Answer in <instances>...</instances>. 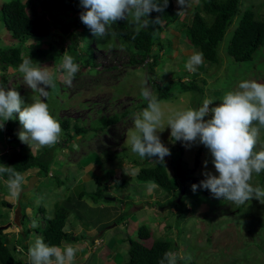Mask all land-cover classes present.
I'll return each instance as SVG.
<instances>
[{
    "label": "rangeland",
    "instance_id": "rangeland-1",
    "mask_svg": "<svg viewBox=\"0 0 264 264\" xmlns=\"http://www.w3.org/2000/svg\"><path fill=\"white\" fill-rule=\"evenodd\" d=\"M9 1L11 0H0V4ZM38 1L40 0H34L32 5L35 6V11L40 13ZM195 3L196 0L195 2L190 0V6L177 20L189 23V13H192ZM247 8L254 11L257 18H261L264 15V0L239 1L238 12L218 45V65L203 61L195 72L185 69V63L188 60L186 54L189 51L178 46L179 35L171 26L164 28L160 33L161 39L169 37L171 46L170 50L164 52L157 61V65L153 68L154 73H147L141 67L127 65L128 55L113 37L97 38L88 28L86 29L84 40L80 41L83 45L79 46L81 49L89 46L90 54L87 56L89 55L94 61L95 67L91 70L79 66L80 70L75 74L71 86L66 85L63 78L59 79V91L54 96L57 101L56 117L59 120H70L71 127L68 131L73 133V125L84 128V130L91 129L101 121L102 117L121 115L124 111L130 112L103 133L86 132L76 135L62 144L59 142L58 148L53 150L55 155L49 167L48 177H37L38 181L32 189L22 193L20 197V208L25 207L23 212L27 218L22 221V227L30 228V233L26 236L22 231L17 232L11 227L4 230V233L8 232V235L1 234L0 236L6 244L16 242L15 244L22 248L23 254L20 260L30 263L27 256L28 247L36 236L41 237L43 219L44 221L51 219L57 207H65V198L73 195V199L77 201L75 194L81 188L88 195L99 189L103 198L97 200V205H94L96 201H91V195L90 197L84 195L79 201L84 203V207L73 206L68 211L64 229L76 235V244H83L80 240L84 239L86 229H92L90 235L99 239V243L92 245V248L80 249L76 253L78 255L77 264H121L125 262L127 243L124 239L129 237L135 240L137 228L142 225L148 228L150 234L149 239L143 244L147 246L154 239L172 240L176 244L174 246L176 253L182 257L178 258L180 264L189 262L195 264H264V203L256 199L243 205H236L230 201L209 200L204 198L200 192H193L187 184H184L185 190L179 198V192L168 195L159 187L148 192L145 187L146 182H140L134 178L139 163L146 158H140L125 143L126 134L133 126L134 114L143 110L132 112L140 101H145L140 94L144 81H147L149 86L151 84L160 85L163 81L174 80L175 73L184 75V78L187 75L186 80L188 78L196 81L199 86H201L199 80L204 81L201 93L174 91L170 98L160 100L166 115L189 107L198 108L205 98L213 100L210 107L218 106L222 96L227 91L234 90L243 80L264 83V70L261 71V67L264 66V49L258 50L253 60L246 63H232L226 55V47L233 29L241 13ZM78 9L79 13L85 11L81 6ZM75 15L64 13L62 22H66L69 17ZM44 20L49 28V36L40 40L39 45L44 47L46 42L51 43L54 48L60 44L63 47L68 45L61 29L54 26L47 17H44ZM82 30L83 28H78L77 32ZM13 43L3 29L0 19V50ZM26 46L38 48L35 41L27 42ZM40 65L53 67L47 63ZM56 74L54 70V78ZM184 78L183 82L186 81ZM0 86L5 89L15 88L23 96L25 104H30L34 99L39 98L38 94L27 88L22 74L10 68L0 72ZM50 95L49 91L46 99L48 106L52 105ZM18 132L15 129L13 134L18 137ZM158 135L161 142L171 152V155L165 157L164 163L169 175L172 173L170 165L172 152L176 154V158L183 161L192 176H204L205 171L216 174L208 149L202 144L196 142L185 146L182 141H174L170 136V128L167 127ZM5 142L6 137L0 134V148L5 146L8 154L17 150L15 146ZM261 144H264V139L260 132L256 151L260 150ZM36 148L33 146V149ZM197 152L198 159L195 165L194 158ZM206 160L208 161L207 168L204 167ZM132 161H137L138 165ZM146 164L152 166L153 162ZM31 171L25 174V184L22 185V189L26 186ZM52 176H55L61 185L55 186V180L50 178ZM94 178L97 182L106 181L100 186L94 182ZM118 178L126 182V186L122 189L114 187ZM4 183L5 181L2 183L0 181V201L6 200L7 202L4 206L0 205L1 220L3 225L9 223L13 226L14 211L8 212L6 207L17 198L2 197L3 193L8 194ZM260 187L264 188V177ZM75 189L79 190L76 192ZM106 197L114 198V201H105ZM237 207H240L239 211L236 210ZM33 221L38 226L33 227Z\"/></svg>",
    "mask_w": 264,
    "mask_h": 264
},
{
    "label": "trees",
    "instance_id": "trees-1",
    "mask_svg": "<svg viewBox=\"0 0 264 264\" xmlns=\"http://www.w3.org/2000/svg\"><path fill=\"white\" fill-rule=\"evenodd\" d=\"M33 1L34 0H24L21 2L20 0H11L0 5L1 24L5 32L8 33L11 38L12 43L14 42L11 46L0 50V72L8 68L16 71L22 60L29 56L33 62L39 64L47 63L53 67H57L61 61V56L65 52L72 56L74 63L78 64L80 67L87 66L94 69V61L91 60L89 55L87 56V54H90L89 46L83 49L79 46L83 45L80 41L84 40L86 31L88 30L80 21V13L76 17H69L66 22H62L64 13L75 15L79 12L80 0H40L38 1L40 13L35 11V6L32 5ZM239 1L240 0H196V5L191 13L190 22L185 23L184 21L177 20V12L181 10L178 7L177 0H168V7L163 13L153 12L149 17V19L154 20L157 16H162L166 20L163 24L150 23L149 27L136 32L127 20H121L112 25L113 35H111V37L115 39L119 47L128 55L127 65L136 67L142 66L141 68H144L147 73H154L153 68L157 65V61L162 56L163 53L161 52H168L170 50L169 47L171 46V42L169 37L160 38V33L164 28L170 25L179 35L178 46L185 49L196 48L199 52L203 53V60L205 62L211 65H218V45L238 12ZM44 17L50 19L54 26L61 29L62 35H65L69 43L68 45L63 47L62 44H60L57 48H54L53 45L48 42H46L44 47L39 45L38 42L40 40L46 39L49 36V28ZM78 28H83V30L77 32ZM31 41H35L38 48L27 47L26 43ZM260 49H264V15L261 18H257L254 11L247 8L241 13L233 29L226 47V55L232 63H246L249 61L251 62L255 53ZM144 60L149 61L143 64ZM111 68L112 67H110V69ZM263 68L264 66L261 67V71L264 70ZM56 73L55 87L49 90L51 92L50 99L52 103V105H49V111L61 124L62 134L59 141L60 144L70 140L76 135L85 134L86 132L94 134L97 132L103 133L108 127L130 112L124 111L121 115H112L107 118L102 117L101 121L97 122L95 127L91 129L88 128L84 130V128L73 125V133H69L68 130L71 127L70 120H59L55 115L57 101L54 96L59 91V79L62 78V74L59 71H56ZM183 78L184 75L175 73L174 80L163 81L160 85L151 84L150 87L159 100L170 98L174 91L180 93L202 92L204 85L203 80H199L201 83V86H199L196 81L191 79H187L183 82ZM45 102L47 103V101ZM145 107H147V101H140L132 112L144 109ZM1 123H3V121H1ZM15 129L18 131L21 130L18 118L5 122L4 128L0 129L2 137L4 136L7 138L5 143L11 144L17 148L16 151H12L10 154L2 153L0 155V165L13 167L15 171L23 173L24 176L28 171L33 170L31 172L36 177H48L49 167L53 163L55 155L53 150L58 148L60 145L59 142L50 147L33 149V147L30 148L27 144L20 142L18 137L13 134ZM260 132L264 139V129H261ZM2 149L3 148H0V153L3 151ZM175 156L176 154L172 152V160L170 161L171 175H169L164 164L153 162L152 166H148L146 163L152 161L145 159L139 163V169L134 177L135 180L140 182L155 181L159 188L168 193V195L174 192L178 194L180 188H183L184 192V184H187V187L192 190V185H199L205 177L192 176L190 171L186 169V165L183 161ZM153 159L155 160V158ZM197 159L198 152L194 158L195 165ZM132 162L138 165L137 161ZM105 172H107V170H105ZM263 177L264 172H261L259 175L253 174L250 183L252 184L254 181L252 185L254 187H260ZM7 178V174L0 175V181H6ZM50 178L55 180V186L61 185V182L55 176ZM94 182L100 186L103 183L97 182L96 178H94ZM125 183L124 180L118 178L114 183V187L122 189L126 186ZM76 187L78 188L77 185ZM78 190L79 189H75L76 192ZM196 191L200 192L204 198L209 200L227 201L215 199L208 190L199 187ZM84 195H87V197L91 195V201H96L94 205H97V200L103 198L99 189L88 195L87 192H84L81 188L76 196L77 201L73 199V195L65 198V207H57L51 219L43 221L40 236L44 239L45 243L50 246H59L62 242L70 241L72 235L68 234L64 229L65 222L68 218V211H70V208L73 206L84 207V203L79 202ZM5 203L6 201H0V205L2 206H4ZM21 209L20 219L18 220L19 228H17V230L22 231L24 235L27 236L28 233H30V228L22 227V221L27 218L23 212L25 209L22 207ZM236 210L239 211L240 207H237ZM1 217L2 215L0 214V236L1 234L5 236L8 235V232L4 233V230L9 229L10 226L3 225ZM3 226H5V229ZM136 234L137 237L135 240L129 237L124 239L127 243V258L125 262L121 264H160V260L163 258L165 252H176L174 248L175 243L167 239H154L150 242V246L145 247L141 242L148 240L150 234L148 229L143 225L137 228ZM3 241L4 240L0 237V264H28L22 259L20 260L21 253L16 251V248L19 247V245L15 244L16 242L14 244H6ZM177 264H180L179 260ZM187 264L195 263L189 262Z\"/></svg>",
    "mask_w": 264,
    "mask_h": 264
},
{
    "label": "clouds",
    "instance_id": "clouds-1",
    "mask_svg": "<svg viewBox=\"0 0 264 264\" xmlns=\"http://www.w3.org/2000/svg\"><path fill=\"white\" fill-rule=\"evenodd\" d=\"M191 2H195V0H191ZM177 4L181 9L177 12L178 19L190 6V0H177ZM80 6L85 10L80 13V21L93 36L103 38L113 35L112 25L121 20H127L136 32L149 27L150 23L163 24L166 20L162 16H157L154 20L149 17L153 12L163 13L168 7V0H80ZM189 14L191 17V13ZM76 16L78 15L74 17ZM186 50L189 53L186 54L188 60L185 63V69L195 72L204 61L203 53L196 48ZM97 51L99 50L97 49ZM193 51L196 52L193 53ZM149 60H144L143 64ZM54 70L59 71L64 83L71 86L75 74L80 69L67 52L61 56L58 68L56 66L51 68L41 66L39 63L33 62L30 56L24 58L16 71L22 74L27 88L38 94L39 97L30 104L24 103L15 88L5 89L0 86V121H3L0 123V129L4 128L5 122L18 118L21 125L18 139L30 148L53 146L59 142L62 134L60 122L53 117L45 102L49 96V90L55 87ZM140 94L147 101V107L134 114L133 126L128 130L125 140L133 153L142 159L146 158L154 163L164 164L165 157L171 155V152L161 142L158 133L166 127L170 128V136L174 141H182L185 146L198 142L207 148L210 154L216 174L205 171L203 173L205 179L199 185H192L193 192L199 187L208 190L215 199L227 200L236 205H243L252 199L264 203V188L254 187L250 183L253 174L259 175L264 172V144H261L259 151L255 150L260 130L264 129V83L243 80L234 90L227 91L222 96L218 106L210 107L213 100L205 98L198 108L189 107L167 115L162 107V102L152 92L147 81L142 82ZM161 129L163 130L161 131ZM2 150L0 155L7 153L5 146ZM207 165L208 161L206 160L204 167L207 168ZM3 174L8 176L4 183L8 194L3 193L2 197L17 198L22 191V185L25 184L24 174L15 171L13 167L0 165V175ZM29 176L36 177L33 173H29ZM145 187L148 192H152L159 186L155 181H148ZM180 190L183 193V188H180L178 198L182 195ZM106 198L105 201H107ZM16 202L17 199L9 204L7 207L9 212L14 210ZM19 203L20 200H18ZM7 225L18 232L19 223L18 226L14 223L13 226L9 223ZM36 226H38L37 223L33 221V227ZM91 231L93 230H86V238L80 240L81 243L86 244L84 248L89 249L92 248V245L99 243V239L90 235ZM66 232L72 235L71 239L69 242H62L59 246H50L45 243L42 237L36 236L27 251L30 264H74L79 247L75 246L76 235H73L71 231ZM143 242L141 243L143 244ZM148 246L150 244L145 247ZM16 251L19 252V247L16 248ZM178 258H182L179 253L168 251L164 253L160 264H177Z\"/></svg>",
    "mask_w": 264,
    "mask_h": 264
},
{
    "label": "water",
    "instance_id": "water-1",
    "mask_svg": "<svg viewBox=\"0 0 264 264\" xmlns=\"http://www.w3.org/2000/svg\"><path fill=\"white\" fill-rule=\"evenodd\" d=\"M36 182V177L32 176L30 177L28 180H27V183H26V187L24 189H22L20 195L17 197V202H16V205H15V209L13 210L14 213H13V223L18 226V218H19V211H20V207H19V204H18V200H20V197L22 195V193L24 192H29L32 187H33V184ZM182 193V190H180V194ZM107 201H113V198H106Z\"/></svg>",
    "mask_w": 264,
    "mask_h": 264
},
{
    "label": "crops",
    "instance_id": "crops-1",
    "mask_svg": "<svg viewBox=\"0 0 264 264\" xmlns=\"http://www.w3.org/2000/svg\"><path fill=\"white\" fill-rule=\"evenodd\" d=\"M194 52H196V51H193V53H194ZM6 209H7V207H6ZM8 212H9V211H8ZM85 245H86V244H84V243H83V244H76V246L79 247V250H80V249H84ZM19 252H21V254H23V252H22V248H21L20 246H19ZM20 256H21V255H20ZM77 257H78V255H76V256H75V259H74V263H75V264L78 263V262H77Z\"/></svg>",
    "mask_w": 264,
    "mask_h": 264
}]
</instances>
